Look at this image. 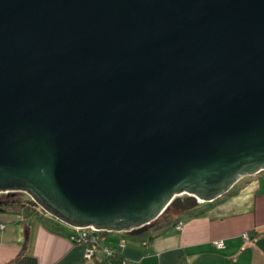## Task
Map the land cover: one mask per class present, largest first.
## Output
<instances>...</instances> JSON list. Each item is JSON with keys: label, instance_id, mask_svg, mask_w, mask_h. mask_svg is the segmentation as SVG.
<instances>
[{"label": "water", "instance_id": "95a60500", "mask_svg": "<svg viewBox=\"0 0 264 264\" xmlns=\"http://www.w3.org/2000/svg\"><path fill=\"white\" fill-rule=\"evenodd\" d=\"M264 170V0H0V193L141 235Z\"/></svg>", "mask_w": 264, "mask_h": 264}, {"label": "crops", "instance_id": "0c3cea01", "mask_svg": "<svg viewBox=\"0 0 264 264\" xmlns=\"http://www.w3.org/2000/svg\"><path fill=\"white\" fill-rule=\"evenodd\" d=\"M173 220L161 232L148 228L145 236L104 232L87 260L84 245L71 240V227L36 204L10 205L0 209V264H264V170ZM219 240L223 247L214 245Z\"/></svg>", "mask_w": 264, "mask_h": 264}, {"label": "built area", "instance_id": "2783aa9c", "mask_svg": "<svg viewBox=\"0 0 264 264\" xmlns=\"http://www.w3.org/2000/svg\"><path fill=\"white\" fill-rule=\"evenodd\" d=\"M174 228L179 230L182 228V223L179 221L174 225ZM73 234L71 235V240L76 243H81L84 245V258L89 260L93 257L95 251H97V248L99 246V241L105 231L101 230H95L93 228H73ZM244 237H247L245 234ZM125 242V239L122 238L120 240V244H123ZM145 244L144 242H142ZM214 245L216 247H223V242L222 241H215ZM104 254L109 257L113 255V251L104 248L102 249Z\"/></svg>", "mask_w": 264, "mask_h": 264}, {"label": "trees", "instance_id": "16d2710c", "mask_svg": "<svg viewBox=\"0 0 264 264\" xmlns=\"http://www.w3.org/2000/svg\"><path fill=\"white\" fill-rule=\"evenodd\" d=\"M4 194L5 195L0 198V209L10 205L20 204L23 202H28L34 204L35 206V203L32 200L23 198L22 196L23 193H20V195H18L20 197L12 193H4ZM171 209L173 208L168 207L156 220L151 222V224L149 225V229L156 228L157 231L161 232L166 228L170 227L175 222V220H173V215H172L173 213L171 212Z\"/></svg>", "mask_w": 264, "mask_h": 264}, {"label": "rangeland", "instance_id": "374dc122", "mask_svg": "<svg viewBox=\"0 0 264 264\" xmlns=\"http://www.w3.org/2000/svg\"><path fill=\"white\" fill-rule=\"evenodd\" d=\"M12 194H16L17 196L18 195H20V192H15V193H12ZM5 194L4 193H0V198L1 197H3ZM22 196H23V198H25V199H29V197L26 195V194H22ZM18 197H20V196H18ZM171 212L173 213L172 215L174 216V215H176V214H178V215H182V212H177V211H175L174 209H171ZM148 232H149V230H146V231H144L141 235H143V236H145V235H147L148 234Z\"/></svg>", "mask_w": 264, "mask_h": 264}]
</instances>
